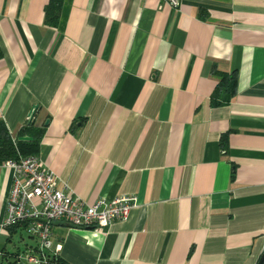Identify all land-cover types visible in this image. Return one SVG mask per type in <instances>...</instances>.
I'll return each mask as SVG.
<instances>
[{
	"label": "crops",
	"instance_id": "0c3cea01",
	"mask_svg": "<svg viewBox=\"0 0 264 264\" xmlns=\"http://www.w3.org/2000/svg\"><path fill=\"white\" fill-rule=\"evenodd\" d=\"M46 3L0 0V122L14 138L35 105L36 156L58 190L88 204L135 198L126 220L101 231L53 223L57 257L256 264L264 250V0H180L176 9L160 0H61L54 26L43 22ZM213 71L236 75L233 96L218 107L209 104ZM5 163L0 263L34 245L24 234L27 242L7 241L1 228Z\"/></svg>",
	"mask_w": 264,
	"mask_h": 264
},
{
	"label": "built area",
	"instance_id": "2783aa9c",
	"mask_svg": "<svg viewBox=\"0 0 264 264\" xmlns=\"http://www.w3.org/2000/svg\"><path fill=\"white\" fill-rule=\"evenodd\" d=\"M160 1L171 9L180 4V0ZM5 165L11 170V185L1 228L7 230L24 222L23 233L34 242L33 247L13 257L19 264H49L53 257H57L61 245H52L50 240V228L55 222L75 229L101 231L112 223L126 220L135 207V198L131 196L110 201L98 199L88 204L58 190L54 175L43 166L38 156L18 158Z\"/></svg>",
	"mask_w": 264,
	"mask_h": 264
},
{
	"label": "trees",
	"instance_id": "16d2710c",
	"mask_svg": "<svg viewBox=\"0 0 264 264\" xmlns=\"http://www.w3.org/2000/svg\"><path fill=\"white\" fill-rule=\"evenodd\" d=\"M61 0H47L44 7L43 22L47 25L54 26L57 22L58 12L60 9ZM199 18L205 19V14L202 11L198 13ZM213 75L217 78V84L209 98V104L214 107L222 106L226 104L233 96L236 84L235 73L224 74L217 71H213ZM42 135L41 129L33 127L31 120L22 126L12 138L2 122H0V164L8 161H16L18 158L36 156L39 148V140ZM20 137H28L30 141L22 142L17 139ZM25 227L24 222L17 223L7 229L8 240L10 241L12 236H17L19 239L23 237V230ZM30 247H33L31 245ZM21 252V251H20ZM20 252H13L5 254L4 262L0 264H19L13 257ZM23 252V251H22ZM21 252V253H22ZM49 264H65L58 257H53ZM260 264H264V258Z\"/></svg>",
	"mask_w": 264,
	"mask_h": 264
},
{
	"label": "water",
	"instance_id": "95a60500",
	"mask_svg": "<svg viewBox=\"0 0 264 264\" xmlns=\"http://www.w3.org/2000/svg\"><path fill=\"white\" fill-rule=\"evenodd\" d=\"M35 110H36V106L34 105V106L31 107V109H30V111H29V113L27 115V119L28 120H31V122H32V116H33ZM17 140L18 141H30V138H28V137H20ZM263 258H264V250L261 253V255L259 256L256 264H260L262 262Z\"/></svg>",
	"mask_w": 264,
	"mask_h": 264
},
{
	"label": "rangeland",
	"instance_id": "374dc122",
	"mask_svg": "<svg viewBox=\"0 0 264 264\" xmlns=\"http://www.w3.org/2000/svg\"><path fill=\"white\" fill-rule=\"evenodd\" d=\"M22 239H23L24 242H27V238L25 236H23ZM13 240L16 243L17 242V236H14ZM17 245L21 246V241H18ZM7 249L11 251L12 250V245H8Z\"/></svg>",
	"mask_w": 264,
	"mask_h": 264
}]
</instances>
